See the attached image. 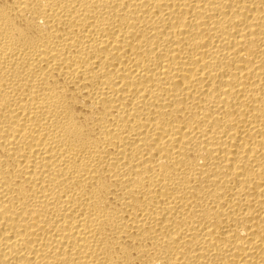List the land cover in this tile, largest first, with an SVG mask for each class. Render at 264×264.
<instances>
[{
    "label": "bare ground",
    "instance_id": "obj_1",
    "mask_svg": "<svg viewBox=\"0 0 264 264\" xmlns=\"http://www.w3.org/2000/svg\"><path fill=\"white\" fill-rule=\"evenodd\" d=\"M0 264H264V0H0Z\"/></svg>",
    "mask_w": 264,
    "mask_h": 264
}]
</instances>
